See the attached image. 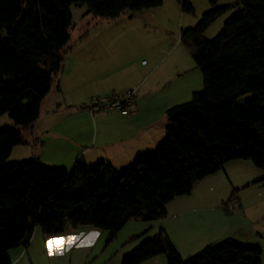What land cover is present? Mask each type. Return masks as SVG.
I'll use <instances>...</instances> for the list:
<instances>
[{"label": "trees", "instance_id": "16d2710c", "mask_svg": "<svg viewBox=\"0 0 264 264\" xmlns=\"http://www.w3.org/2000/svg\"><path fill=\"white\" fill-rule=\"evenodd\" d=\"M178 1L183 12L193 11L189 0ZM238 1L241 8L212 38L204 31L228 6H214L194 27L181 29L179 42L200 69L203 88L166 109L165 138L126 169L118 172L105 162L90 167L81 159L71 171L44 166L38 158L8 162L13 146L22 142L20 131H0V264H10L6 252L27 246L37 227L54 235L68 225L92 226L107 230L110 240L129 220L165 217L170 200L189 194L229 160L264 167V0ZM71 3L114 18L157 7L161 0H0V115L16 125L27 127L38 118L61 68ZM249 92L255 93L251 100L235 104ZM159 253L167 264H260L262 249L226 237L183 257L160 228L124 252L119 264H138Z\"/></svg>", "mask_w": 264, "mask_h": 264}, {"label": "rangeland", "instance_id": "374dc122", "mask_svg": "<svg viewBox=\"0 0 264 264\" xmlns=\"http://www.w3.org/2000/svg\"><path fill=\"white\" fill-rule=\"evenodd\" d=\"M189 2L193 8L192 12H183L178 0H161V4L157 7L133 12L125 10L114 18L95 16L87 13L84 4L71 3L69 10L73 23L69 29L70 37L67 45L60 51L62 64L53 82L62 74L63 67L69 68V65L92 58L91 53L95 49L99 51L95 53V57L102 62L103 69H110V72L104 76L103 73L106 71H100L102 78L98 87L88 86V83H85L83 94L87 99L77 106L78 110L82 108L91 110L94 99L106 96L111 99L121 98L126 92L133 91L131 108L138 94L137 88H129L130 78L142 72L141 68L139 69L142 61L149 62V66L157 62L155 73L149 82L152 80L155 82L160 78L165 82V86L156 88L150 96L151 105L158 100V102L164 101L167 109L190 100L193 91L202 90L203 78L187 49L179 42L181 29L194 27L202 14L214 6H228L229 9L204 31V37L212 38L222 27L225 18L241 8V5L238 0H218L214 5L207 0H189ZM79 44L86 45L81 48ZM131 71L134 73L130 75ZM254 96L253 92L241 95L235 100V104L243 106ZM97 111L123 113L117 110ZM77 114L61 122L60 125L68 129L79 123L86 124L85 113ZM63 117L65 115L61 113L54 116V120ZM5 128L24 130L20 134L22 141L26 137L25 131L28 130L27 127L16 125L4 113L0 115V131ZM36 142L34 144H21V142L14 145L6 161L31 159L41 150L44 166L62 167L45 164L51 160L58 163L59 159L54 157L57 154L54 150L64 149L57 147L58 141L46 140V146L43 148L40 142ZM127 167L116 171H122ZM67 169L71 171L72 167ZM233 192L235 196L232 195ZM174 206H185L184 214H180L181 208ZM197 206L209 207L220 217L211 209H199ZM165 209L166 215L160 219L127 221L110 240L108 231L100 229L103 230L101 231L103 235L89 252L90 256L86 258L81 253L76 257L72 256L71 264H119L124 252L137 246L144 239L157 235L160 228L164 229L171 241L174 239L180 248L191 249L195 254L204 248L194 251L197 239L200 238L195 232L207 223L206 220L211 217V213L216 215H213L214 221L218 219L217 222L224 224L222 218L227 222L233 238L244 240L243 242L248 245L260 246L262 249L260 264H264V167H257L248 159L229 160L220 170L197 182L189 194L179 195L170 200L165 205ZM84 257L85 263H83ZM62 260L53 264H70L68 257ZM138 264H167L166 256L164 253H159Z\"/></svg>", "mask_w": 264, "mask_h": 264}, {"label": "crops", "instance_id": "0c3cea01", "mask_svg": "<svg viewBox=\"0 0 264 264\" xmlns=\"http://www.w3.org/2000/svg\"><path fill=\"white\" fill-rule=\"evenodd\" d=\"M79 45L83 48L86 44ZM96 52L99 51L93 49L92 58L69 65V68H62V74L53 82L50 91L40 103L38 118L26 128L28 129L25 131L27 138L25 137L21 144H34L37 141L36 143L40 142L43 148L46 146V140L53 139L59 142L57 147H64V149L58 148L59 151L54 150L57 153L54 157L59 159L58 163L51 160L45 163L47 165L62 166L68 170L67 168L73 167L76 160L81 159L90 167L105 162L109 163L114 170H119L129 166L136 157L154 151L166 135L164 101L158 102V100L150 104V96L155 92L154 90L165 86L161 78L155 82L153 80L149 82L155 73L157 62L150 66L149 62L141 63L139 69L141 68L142 72L130 78L129 88H137L138 96L128 112L77 109V106L87 99L83 94L85 83H88V86L98 87L102 78L100 71H106L103 73L104 76L110 72V69H103L102 62L95 57ZM131 73L134 71L129 72L130 75ZM61 113L65 117L54 120V116ZM77 113H85L86 124L79 123L68 129L60 125L61 122L78 115ZM22 132L24 130L20 131V134ZM32 158H38L44 165L41 160V150ZM174 207L181 208L180 214H184L185 206ZM197 208L211 209L201 206ZM212 211L217 213L215 210ZM244 212H246L245 209ZM214 213H211L208 220L203 216L207 223L204 221L206 224L195 232V235L200 238L197 239L194 251L231 236L227 222L222 218L221 221L225 225L217 222L218 219L214 221ZM217 216L220 217L219 214ZM101 231L103 230L92 226L68 225L61 233L45 235L37 227L27 246L14 247L6 252V256L10 264H53L63 261L64 257H68V262L71 264L72 256L76 257L80 253L86 258L90 256L89 252L103 235ZM50 241H52L51 245ZM172 243L181 256L193 254L191 249L180 248L174 239ZM85 257L83 263L86 262Z\"/></svg>", "mask_w": 264, "mask_h": 264}, {"label": "built area", "instance_id": "2783aa9c", "mask_svg": "<svg viewBox=\"0 0 264 264\" xmlns=\"http://www.w3.org/2000/svg\"><path fill=\"white\" fill-rule=\"evenodd\" d=\"M142 63H145V62L142 61ZM132 96H133V91H128L121 98L111 99L108 96H106V97H100V98L94 99L91 110L92 111L117 110V111L128 112L131 106L130 100Z\"/></svg>", "mask_w": 264, "mask_h": 264}, {"label": "snow or ice", "instance_id": "6c2138e0", "mask_svg": "<svg viewBox=\"0 0 264 264\" xmlns=\"http://www.w3.org/2000/svg\"><path fill=\"white\" fill-rule=\"evenodd\" d=\"M52 241L49 242V244L51 245Z\"/></svg>", "mask_w": 264, "mask_h": 264}]
</instances>
